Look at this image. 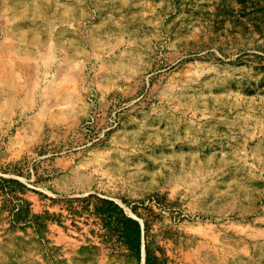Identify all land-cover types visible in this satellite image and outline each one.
<instances>
[{
  "label": "rangeland",
  "instance_id": "374dc122",
  "mask_svg": "<svg viewBox=\"0 0 264 264\" xmlns=\"http://www.w3.org/2000/svg\"><path fill=\"white\" fill-rule=\"evenodd\" d=\"M0 264H145L53 216L152 207L168 264H264V0H0ZM10 196V195H9Z\"/></svg>",
  "mask_w": 264,
  "mask_h": 264
},
{
  "label": "trees",
  "instance_id": "16d2710c",
  "mask_svg": "<svg viewBox=\"0 0 264 264\" xmlns=\"http://www.w3.org/2000/svg\"><path fill=\"white\" fill-rule=\"evenodd\" d=\"M16 178L5 179L1 182V189L7 197L3 200L2 209H7L11 224L13 226H34L37 231H44L47 220L51 215L35 214L30 208V203L22 197H14L10 183L17 182ZM10 195V196H9ZM62 207L67 211L54 215L56 220L62 222L63 216L76 218L86 216L92 217L93 223L97 225L91 231L99 235L103 241L112 248L126 247L130 255L138 260L144 257L145 264H168V258L164 251L153 245V234L151 232V220L149 215L155 211L152 207H145L147 214L140 211L137 205L131 206L133 215L126 211L125 207L109 197H101L96 193L87 195L61 198Z\"/></svg>",
  "mask_w": 264,
  "mask_h": 264
}]
</instances>
